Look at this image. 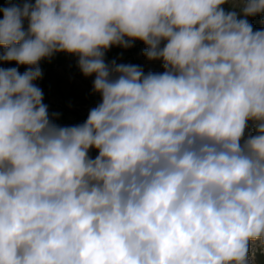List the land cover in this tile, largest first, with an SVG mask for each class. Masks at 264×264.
Listing matches in <instances>:
<instances>
[{
	"label": "clouds",
	"instance_id": "obj_1",
	"mask_svg": "<svg viewBox=\"0 0 264 264\" xmlns=\"http://www.w3.org/2000/svg\"><path fill=\"white\" fill-rule=\"evenodd\" d=\"M0 12V62L17 65L0 67V264L264 255V28L249 21L264 0H9ZM137 40L163 72L106 62ZM57 53L94 76L101 99L81 124L54 123L34 83Z\"/></svg>",
	"mask_w": 264,
	"mask_h": 264
},
{
	"label": "rangeland",
	"instance_id": "obj_2",
	"mask_svg": "<svg viewBox=\"0 0 264 264\" xmlns=\"http://www.w3.org/2000/svg\"><path fill=\"white\" fill-rule=\"evenodd\" d=\"M14 2H24V0H14ZM34 3L35 0H27ZM9 0H0V8L8 6ZM228 10L230 5H224ZM3 18L0 12V19ZM254 30L264 28V15L249 18ZM27 22H25V27ZM143 42L137 40L134 46L122 48L113 46L106 52V62L116 61L117 64H134L143 68L144 72H163L162 61H149L143 55L145 50ZM3 47L0 46V53ZM0 67H17L15 62L2 63ZM42 78L34 83L43 92V103L48 106L50 116L53 113L59 114L53 118V122L60 126H72L83 123L91 108L100 102V96L92 91L93 77H85L77 67V57L65 53H57L49 60L40 63ZM26 66H19V71L23 73ZM98 153L91 150L90 155L94 158ZM256 252L255 264H264V255L258 249Z\"/></svg>",
	"mask_w": 264,
	"mask_h": 264
}]
</instances>
